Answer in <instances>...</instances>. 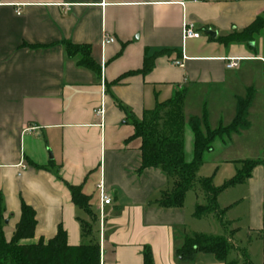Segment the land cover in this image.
Instances as JSON below:
<instances>
[{"label":"crops","instance_id":"obj_1","mask_svg":"<svg viewBox=\"0 0 264 264\" xmlns=\"http://www.w3.org/2000/svg\"><path fill=\"white\" fill-rule=\"evenodd\" d=\"M263 14L264 0H0V196L6 241L23 203L33 209L36 225L34 237L21 244L48 242L59 228L68 246L86 243L80 221L90 219L72 203L68 186L81 187L89 198L100 232L102 184L111 199L103 210L102 264H143L146 249L153 264H244L242 252L251 264H264V33L250 44L218 41ZM184 23L194 24L200 38L183 41ZM104 35L114 43L102 48ZM64 43L90 47L99 72L68 58ZM228 59L238 60L237 66L227 69ZM148 60L152 68L141 74ZM102 87L106 113L100 128L94 112ZM250 93L249 127L216 139L212 146L221 144L209 159L210 173L201 172L207 153L196 173L197 180L212 178L220 187L240 170L239 163L260 162L249 180L218 196L225 229L213 214L194 218L195 207L205 205L196 186L181 208L158 207L155 202L172 181L159 169L140 171L141 141L127 142L134 129L123 109L141 122L157 104L183 95L184 156L190 162L189 118L205 114L210 129L227 127L238 101ZM253 142H261L256 155ZM191 234L226 237L233 249L225 262L207 254L180 262L176 251Z\"/></svg>","mask_w":264,"mask_h":264},{"label":"trees","instance_id":"obj_2","mask_svg":"<svg viewBox=\"0 0 264 264\" xmlns=\"http://www.w3.org/2000/svg\"><path fill=\"white\" fill-rule=\"evenodd\" d=\"M264 33V14L257 17L253 23L240 33L231 34L218 41L225 44L252 43ZM64 51L68 58L74 59L76 64L94 73L99 72V66L91 57L88 46H75L64 43ZM151 60L145 61L141 74L151 68ZM130 74L124 75L128 76ZM115 82H119V79ZM252 94L240 99L233 122L227 127L210 129L206 115L189 118L187 125L193 135V153L190 162L185 161L183 145V129L185 120L182 115L183 95H177L172 100L157 104L155 109L145 114L139 122L124 109L126 122L132 125L134 134L127 142L139 139L141 141V166L145 169H159L172 181V187L160 195L155 204L162 209H179L182 207L187 192L196 184L205 198L204 206H196L194 218H201L213 214L225 229L223 217L225 210H220L217 204L218 196L229 188L245 183L251 178L253 170L260 165L259 161H245L239 163L240 170L236 175L220 187H214L212 178L196 179V173L202 166L203 156L212 151V144L216 139L230 138L249 127L247 113ZM72 203L83 210L90 222L80 221L82 238L86 243L77 247H70L66 241V233L59 228L56 236L48 242L39 241L32 245L21 242L34 237L36 225L35 213L32 208L21 204L20 221L16 225L10 241H6L4 234L5 220L3 218V201L0 196V264H100L99 232L96 230L97 217L91 211L89 198L84 196L79 186H68ZM264 207V206H263ZM264 240V224H263ZM232 245L226 237L204 234H191L185 237L183 246L176 251L180 262L191 263L198 254L212 255L217 261L225 262L232 251ZM244 264H251L247 255L242 252ZM143 264H153L148 249L143 252Z\"/></svg>","mask_w":264,"mask_h":264},{"label":"built area","instance_id":"obj_3","mask_svg":"<svg viewBox=\"0 0 264 264\" xmlns=\"http://www.w3.org/2000/svg\"><path fill=\"white\" fill-rule=\"evenodd\" d=\"M199 0H194V2H197ZM207 2H211L212 0H204ZM17 15H20V11L17 10L16 11ZM200 38V33L198 32V29L196 28V26L194 24H185L182 26V40H196ZM114 43V39L108 35H104L102 38V48L105 47L106 45L109 44H113ZM237 62L238 60L236 59H228L227 60V64H226V68L227 69H233L237 66ZM172 64L174 66L177 67H183L182 62L179 61H174L172 62ZM105 105H104V90L102 87V101L101 104L99 106V108H97L94 112V117L98 119L99 124L98 126L100 128H103L104 124V117H105ZM98 198H99V226H100V254L102 251V224H103V210L104 207L109 206L111 204V199L108 197V195L104 192L103 186L102 184L98 185ZM101 255H100V264H102V260H101Z\"/></svg>","mask_w":264,"mask_h":264},{"label":"rangeland","instance_id":"obj_4","mask_svg":"<svg viewBox=\"0 0 264 264\" xmlns=\"http://www.w3.org/2000/svg\"><path fill=\"white\" fill-rule=\"evenodd\" d=\"M216 144H221L220 142H216L213 146H212V150H213V152L211 153H207L206 155H205V159H204V166H203V169H202V174H205L206 175V173H210V165H209V162H211V160H209V159H213L214 158V156L215 155H217L218 153H215L217 150L215 149V148H217L216 147ZM253 144H254V147H255V149H256V152H255V154L254 155H256L257 153H259V152H261V142H253ZM256 157V156H255ZM197 188H199V190H200V187H199V184H196L195 185ZM218 221V223H217V221ZM215 222H216V224L219 226V220L215 217ZM223 222H224V218H223ZM207 230H208V228H206Z\"/></svg>","mask_w":264,"mask_h":264},{"label":"water","instance_id":"obj_5","mask_svg":"<svg viewBox=\"0 0 264 264\" xmlns=\"http://www.w3.org/2000/svg\"><path fill=\"white\" fill-rule=\"evenodd\" d=\"M207 35H210V36H212V37L215 36V34H213L212 32H207Z\"/></svg>","mask_w":264,"mask_h":264}]
</instances>
